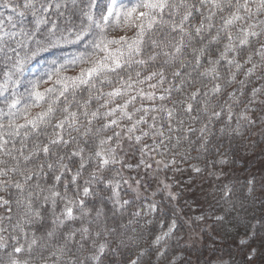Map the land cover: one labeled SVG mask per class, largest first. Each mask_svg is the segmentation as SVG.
Segmentation results:
<instances>
[{"label": "snow or ice", "instance_id": "1", "mask_svg": "<svg viewBox=\"0 0 264 264\" xmlns=\"http://www.w3.org/2000/svg\"><path fill=\"white\" fill-rule=\"evenodd\" d=\"M69 6L80 22L62 26ZM0 8L13 13L0 17V264H181L179 230L194 239L209 217L184 213L179 177L217 180L216 224L233 213L239 223L264 194V175H249L241 196L215 171L229 163L225 138L264 135V0ZM60 42L84 44L69 61L78 71L53 61L25 85L26 65ZM258 226L244 225L242 247Z\"/></svg>", "mask_w": 264, "mask_h": 264}, {"label": "trees", "instance_id": "2", "mask_svg": "<svg viewBox=\"0 0 264 264\" xmlns=\"http://www.w3.org/2000/svg\"><path fill=\"white\" fill-rule=\"evenodd\" d=\"M106 0H100L101 5ZM135 0H121L118 4H124L130 6ZM99 10H97L98 14ZM13 15L10 9L0 8V17ZM55 19V17H53ZM67 19L74 24H79V12L77 9L69 6L65 10V16L61 18V25L63 26L64 20ZM23 27L26 30H30L33 26V18L29 15L22 21ZM21 26L17 24V29ZM125 33L112 31L109 29L110 37H118ZM127 35L131 36L129 31ZM62 46L54 47L48 51H41L38 55L26 65V70L23 74L22 80L25 85L29 81H35L37 79H46L47 74L53 71V61H56L55 67H59L61 63L65 64L68 69L66 75L75 74L78 69L74 68L69 63L74 57L83 52L84 44H66L63 42ZM32 47H35L33 44ZM36 63H41V67L32 74H26L27 69ZM23 87L20 91H23ZM256 132H253L250 136L245 137L243 140L237 138L229 140L225 138L223 143L224 151L228 152V164H217L215 171L219 176L220 184L235 185L238 195L242 196L241 187L245 183L246 178L251 174L263 175L256 170L257 166L262 164L264 158L262 156V141L259 140V135L256 136ZM259 158L260 161H253V159ZM262 158V159H261ZM203 167V164H201ZM208 169H212L211 158H209ZM257 172H256V171ZM207 175V172L204 173ZM183 181L181 189H183V197L180 201L183 206L184 213L187 216H198L203 212L208 216L207 219L211 223V229L213 233H208L206 230L202 233L205 239H209L212 244V248H207L208 245L204 243L200 248L191 247L187 248L181 241V249L183 260L181 264H211L215 260H225L226 264H250L248 260V250L254 248L257 250V255L251 264H264V226H258L256 228V235L249 238L248 247L244 248L240 245L239 240L243 236L245 227L244 225L255 221H261L264 224V194H257L255 199L249 198L245 201L246 211L240 213L241 219L239 223L233 219L236 216L232 214L223 224L214 223V217L212 215L213 208L210 206L212 203V192L217 186V180L213 178L210 182L202 180V177L197 176L195 173L185 172L182 177H179ZM187 185V187H185ZM180 190V189H178ZM190 213V214H189ZM216 214H222L217 212ZM255 217V221L252 220ZM180 233V231H179ZM192 258V261H190ZM194 260V261H193Z\"/></svg>", "mask_w": 264, "mask_h": 264}, {"label": "rangeland", "instance_id": "3", "mask_svg": "<svg viewBox=\"0 0 264 264\" xmlns=\"http://www.w3.org/2000/svg\"><path fill=\"white\" fill-rule=\"evenodd\" d=\"M121 0H118V3L120 2ZM41 67V63H36V64H33V65H31L28 69H27V71H26V74H32V73H34V72H36L39 68ZM255 134H257L256 136H258L259 135V140H261L262 141V156H260V157H262L263 158V155H264V135H262V134H258L257 132L255 133ZM261 158V159H262ZM253 161H260V159L259 158H255V159H253ZM263 162H262V164L260 165V166H257V168H256V170H258V172H261L262 171V169L264 168V158H263V160H262ZM255 170V171H256ZM264 170V169H263ZM257 172V171H256ZM262 174L264 175V171H262ZM201 214H204L203 212H200ZM190 214V213H189ZM192 216V215H191ZM193 217V216H192ZM208 233H213L212 232V229H211V223H210V221H208L207 220V222L205 223V224H202L201 225ZM180 231V235L181 236H183V245L184 246H186L187 248H191V247H198V248H200L201 246H203L204 245V243H206V245H208L207 246V248H209V249H211L212 248V244L209 242V239H205L204 237V235L201 233V232H197L196 234H195V236H194V239H189V235L190 234H186L185 233V230L184 229H181V230H179ZM192 249V248H191ZM190 261H192V258H191V260ZM194 261V260H193ZM221 262H223V264H226V261L225 260H220V259H218V260H215V261H213V263H211V264H221Z\"/></svg>", "mask_w": 264, "mask_h": 264}]
</instances>
